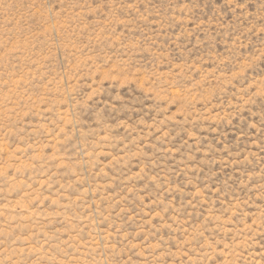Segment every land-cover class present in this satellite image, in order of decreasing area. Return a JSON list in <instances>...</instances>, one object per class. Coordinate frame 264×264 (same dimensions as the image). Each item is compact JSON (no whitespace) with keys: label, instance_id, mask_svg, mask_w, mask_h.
I'll return each instance as SVG.
<instances>
[{"label":"rangeland","instance_id":"374dc122","mask_svg":"<svg viewBox=\"0 0 264 264\" xmlns=\"http://www.w3.org/2000/svg\"><path fill=\"white\" fill-rule=\"evenodd\" d=\"M0 264H264V0H0Z\"/></svg>","mask_w":264,"mask_h":264}]
</instances>
